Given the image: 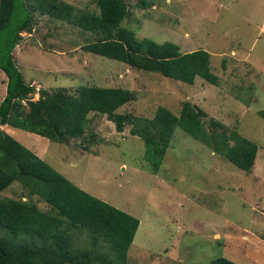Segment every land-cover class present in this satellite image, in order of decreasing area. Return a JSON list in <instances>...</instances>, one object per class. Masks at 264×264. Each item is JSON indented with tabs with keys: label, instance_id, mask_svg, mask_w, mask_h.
Listing matches in <instances>:
<instances>
[{
	"label": "rangeland",
	"instance_id": "obj_1",
	"mask_svg": "<svg viewBox=\"0 0 264 264\" xmlns=\"http://www.w3.org/2000/svg\"><path fill=\"white\" fill-rule=\"evenodd\" d=\"M59 1L73 6L72 14L99 13L96 0ZM125 1L129 14L122 27L137 39L171 41L182 53L206 50L217 82L195 76L188 84L87 52L82 46L102 38L100 34L65 16L54 26L55 17H35L30 43L59 55L37 46L21 51L20 43H26L21 40L15 63L24 79L47 90L75 92L81 85L129 89L133 99L116 112L130 118L117 131L106 114L89 112L83 134L66 144L8 125L0 130L81 189L139 219L127 264H208L217 257L234 264H264V0ZM2 74L6 76L0 69V101L6 90ZM185 101L201 110L202 130L211 142L176 125L154 171L144 157L142 138L130 133V122L151 120L159 106L179 117ZM235 135L252 142L248 170L213 148L233 146ZM222 136L226 142H217ZM2 194L47 208L16 181ZM73 236L74 246L86 245V234L74 231ZM99 239V248L108 250Z\"/></svg>",
	"mask_w": 264,
	"mask_h": 264
},
{
	"label": "trees",
	"instance_id": "obj_2",
	"mask_svg": "<svg viewBox=\"0 0 264 264\" xmlns=\"http://www.w3.org/2000/svg\"><path fill=\"white\" fill-rule=\"evenodd\" d=\"M96 3L99 13L76 15L72 14L73 6L59 0H0V69L7 78L0 101V125L66 144L83 134L89 112L106 114L117 131H122L130 118L116 112L133 99L129 89L81 85L75 92L65 87L36 90L25 81L13 52L23 40V32H32L37 23L35 17L45 14L59 19L65 16L81 29L100 34L102 38L82 46L87 52L188 84L193 83L195 76L212 84L217 82L210 71L206 50L182 53L171 41L137 39L133 31L121 26L129 14L125 0H96ZM201 113L185 101L179 117L159 106L151 120L129 121L130 133L142 138L144 157L154 171L161 166L170 132L176 125L206 144L211 142L202 130ZM233 139V146L213 148L239 168L248 170L253 165L252 142L238 135ZM216 140L225 143L226 137ZM14 181L27 188L30 196L38 195L47 208L31 200L4 196L2 192ZM138 226L137 217L81 189L0 130V264H127V251ZM74 231L86 234L85 246L73 245ZM99 238L109 245L108 250L103 245L99 248ZM208 264L234 263L217 257Z\"/></svg>",
	"mask_w": 264,
	"mask_h": 264
},
{
	"label": "crops",
	"instance_id": "obj_3",
	"mask_svg": "<svg viewBox=\"0 0 264 264\" xmlns=\"http://www.w3.org/2000/svg\"><path fill=\"white\" fill-rule=\"evenodd\" d=\"M44 16H46L47 17V15L45 14V15H41V16H38V18H40L41 19V17H44ZM59 18H54L53 19V21L51 22L52 23V25L54 26V25H58V23H59ZM35 25H36V23H35ZM34 25V28H33V30H32V32H30V33H26L27 34V36H23V40H25L26 41V43H20L21 44V46H19V50H21L22 51V49H24V50H28L29 48H35L36 46L37 47H39L38 45H33L32 43H30V42H32L33 41V38H34V36L36 35V28H37V26H35ZM19 45V44H18ZM17 47L18 46H16L15 47V49H14V52H13V54H14V57H15V59H16V56H15V51H16V49H17ZM40 48V47H39ZM40 50L42 51V52H50V53H53V55L56 57V56H58L59 54L57 53V51H55V52H52V51H47V50H44V49H41L40 48ZM3 75V74H2ZM1 79L2 80H4V86L6 85V81H7V78H6V76H2L1 77ZM26 81V80H25ZM26 82H28V81H26ZM28 83H33V82H28ZM39 85V84H38ZM37 89V88H36ZM38 155V154H37Z\"/></svg>",
	"mask_w": 264,
	"mask_h": 264
},
{
	"label": "clouds",
	"instance_id": "obj_4",
	"mask_svg": "<svg viewBox=\"0 0 264 264\" xmlns=\"http://www.w3.org/2000/svg\"><path fill=\"white\" fill-rule=\"evenodd\" d=\"M140 223V222H139Z\"/></svg>",
	"mask_w": 264,
	"mask_h": 264
}]
</instances>
